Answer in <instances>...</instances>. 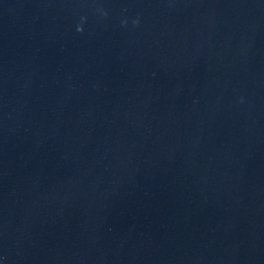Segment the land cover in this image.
<instances>
[{
	"label": "water",
	"instance_id": "obj_1",
	"mask_svg": "<svg viewBox=\"0 0 264 264\" xmlns=\"http://www.w3.org/2000/svg\"><path fill=\"white\" fill-rule=\"evenodd\" d=\"M0 264H264V0H0Z\"/></svg>",
	"mask_w": 264,
	"mask_h": 264
}]
</instances>
